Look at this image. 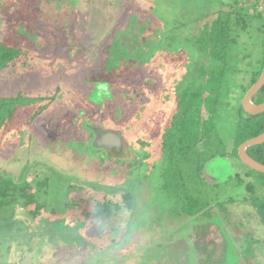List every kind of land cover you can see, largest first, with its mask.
I'll return each mask as SVG.
<instances>
[{"label":"rangeland","instance_id":"1","mask_svg":"<svg viewBox=\"0 0 264 264\" xmlns=\"http://www.w3.org/2000/svg\"><path fill=\"white\" fill-rule=\"evenodd\" d=\"M220 6L221 0H0V42L18 49L24 62L3 71L0 96L38 97L35 104L47 106L31 125L24 122L34 104L21 107L0 139V173L18 179L25 175L29 181L50 178L47 192L38 195L45 204L40 215L32 217L28 208L19 206L14 223L8 224L12 228L5 225L0 231V264H227L238 257L232 243L242 231L227 228V251L221 258L220 233L226 227L220 219L186 216L163 187L158 132L166 119L160 124L158 117L154 125L143 120L161 108L157 97L138 102V116L125 130L117 120L92 117L93 103L116 96L109 90H87L83 83L90 77L82 74L97 67L129 66L140 68L147 81H186L188 68L196 64L191 60L198 55L186 37L195 32L200 14ZM134 20L135 28L126 31ZM147 21L142 35L154 41L144 48L149 55L143 67L135 54L139 48L126 49L121 42L133 40L131 35L141 39L138 27ZM158 25L164 27V36L175 29L190 60L171 62V50L154 33ZM248 36H242L248 43H241L237 53L251 51ZM123 51L126 57L118 60ZM253 56L250 60L259 58L255 51ZM237 63L245 69L242 60ZM141 72L134 79L140 84ZM247 77L244 71L235 76L218 109L216 122L229 144L242 100L238 84ZM125 78L129 81L131 75ZM92 124L122 132L133 153L126 146L125 158L111 157L95 145ZM243 171L240 163L224 157L206 167L211 180ZM127 191L134 195L131 209L122 206L108 216H93L96 202L124 205L122 194ZM250 226L255 236L264 237V226ZM259 254L263 260L260 248Z\"/></svg>","mask_w":264,"mask_h":264},{"label":"trees","instance_id":"2","mask_svg":"<svg viewBox=\"0 0 264 264\" xmlns=\"http://www.w3.org/2000/svg\"><path fill=\"white\" fill-rule=\"evenodd\" d=\"M155 20L158 23V19ZM195 20L196 30L186 37V40L198 55L191 60L196 64L193 68H188L186 81L174 84L157 79L147 81L149 76L143 74L138 67L132 69L129 66H110L97 67L82 73L90 77V81H85L83 86L89 91L94 88L96 91L109 90L110 93H115L116 97L113 96L112 100L105 98L103 102L93 103L96 111L92 113V117L104 121L117 120L125 130L132 127L134 119L138 116V102L143 104L150 97H157L161 108L143 120L154 125L160 117V124H163L165 116L166 121L158 133L164 160L163 187L168 191L170 200L175 207H182L188 217L198 215L210 221L220 219L226 227L220 233L221 258L227 248V228L231 227L235 232L242 231V235L235 234L232 243V252L237 253L238 257L227 264H264V259H259V248L264 252V237L255 236L250 229V225L264 226V173L242 163L238 155L239 146L244 141L264 132V113L249 117L241 106L238 107L235 117L236 129L231 144L224 139L216 122L218 109L223 104L222 98L225 93L230 92L235 76L242 71L248 73L246 82L238 84L242 99L263 70V0H221L220 7L200 14ZM132 23V26L126 25L124 29L131 32L135 28V20ZM149 23L147 21L138 27L141 39L131 35L133 40L124 39L121 42L126 49L139 48L135 54L142 59L139 63L143 67H146V56L149 55L144 48L151 46L154 41L151 36L142 35ZM174 30L173 28L171 33L164 36V27L158 25L154 33L158 34V40L166 43L171 50L170 59L175 64L190 59ZM243 35H249L247 38L251 39L252 48L251 51L241 54L236 52L237 47L241 43H248L247 39H242ZM133 42L135 46H128V43ZM254 51L259 58L250 60L249 57H254ZM19 52L18 49L9 48L0 42V76L10 66L14 69L24 66V62H20ZM122 53L117 56L118 60L126 57L127 51ZM238 59L244 62L245 69L237 63ZM139 72L144 78L141 84L134 81ZM8 75L10 76V72ZM126 75H131L129 81L126 80ZM116 76L120 79L115 80ZM149 82L156 85L150 87L147 85ZM37 98L21 97L19 93L17 96H0V139L14 124L23 105L30 107V104H34L33 112H30L24 122L27 125H31L42 114L47 106L36 105ZM50 100L49 104L53 99ZM253 100L256 103L264 102V85ZM91 132L94 138L93 128ZM126 145L133 153L127 142ZM247 152L264 164V143L248 147ZM115 155L112 154L111 157L121 158ZM221 157L234 159L244 167V171L229 174L222 180H211L206 174V167L209 162ZM49 186L48 176L43 179L34 177L29 181L25 179V175L18 179L5 172L0 173V231L5 225L14 223L15 211L19 206L28 208L32 217L40 215L45 204L39 200L38 195L44 190L47 192ZM122 195L124 205L111 201L96 202L93 216H108L122 206L131 209L133 193L127 191ZM33 205L35 207H32ZM7 228L12 226L8 225ZM239 240L242 243L237 245L236 241Z\"/></svg>","mask_w":264,"mask_h":264},{"label":"water","instance_id":"3","mask_svg":"<svg viewBox=\"0 0 264 264\" xmlns=\"http://www.w3.org/2000/svg\"><path fill=\"white\" fill-rule=\"evenodd\" d=\"M263 12H264V0H263ZM264 85V66L263 70L257 79V81L247 90L244 97L241 100V107L248 114L249 117L264 113V102L256 103L253 98L255 94ZM93 131L95 133L94 143L96 146L105 148L116 154L117 157H126L123 155V150L126 148V141L122 135V132L118 130L104 128L102 126H94ZM264 143V132L261 134L247 139L244 141L238 149L239 159L242 163L264 173V164L254 159L248 152V147Z\"/></svg>","mask_w":264,"mask_h":264},{"label":"flooded vegetation","instance_id":"4","mask_svg":"<svg viewBox=\"0 0 264 264\" xmlns=\"http://www.w3.org/2000/svg\"><path fill=\"white\" fill-rule=\"evenodd\" d=\"M94 126H97V125H93L92 126V128L94 127ZM99 126V125H98ZM95 138V137H94ZM105 149V148H104ZM107 152H108V154L111 156L113 153L112 152H110L109 150H107V149H105Z\"/></svg>","mask_w":264,"mask_h":264}]
</instances>
